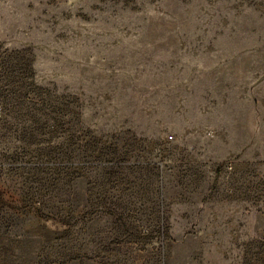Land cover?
<instances>
[{
	"label": "rangeland",
	"instance_id": "374dc122",
	"mask_svg": "<svg viewBox=\"0 0 264 264\" xmlns=\"http://www.w3.org/2000/svg\"><path fill=\"white\" fill-rule=\"evenodd\" d=\"M0 14V264H264V0Z\"/></svg>",
	"mask_w": 264,
	"mask_h": 264
},
{
	"label": "built area",
	"instance_id": "2783aa9c",
	"mask_svg": "<svg viewBox=\"0 0 264 264\" xmlns=\"http://www.w3.org/2000/svg\"><path fill=\"white\" fill-rule=\"evenodd\" d=\"M1 17V14H0ZM1 25V24H0ZM2 41L0 38V122L3 117V83H2V74L4 71L3 56H2Z\"/></svg>",
	"mask_w": 264,
	"mask_h": 264
}]
</instances>
